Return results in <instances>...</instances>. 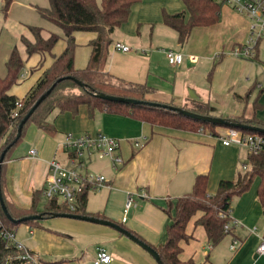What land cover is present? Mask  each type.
I'll return each mask as SVG.
<instances>
[{
    "label": "crops",
    "instance_id": "crops-1",
    "mask_svg": "<svg viewBox=\"0 0 264 264\" xmlns=\"http://www.w3.org/2000/svg\"><path fill=\"white\" fill-rule=\"evenodd\" d=\"M185 8L184 2L179 0L174 3L169 0H142L133 5L128 20L112 33L114 43H131L133 49L126 52L116 50L112 43L105 69L117 80L152 86L155 90L152 98L156 100L173 102L178 106L192 105L193 96L189 93L192 91L195 98L209 102L211 112L212 109L218 110V117L254 116L264 121V109L256 108V101L253 105L249 103L251 90H247V85L238 92L240 100H236L232 95L224 99L215 89L217 85L220 86L225 66L236 64L240 68H237L236 72V76H239L232 81L233 87L244 79V73L248 69L256 68L255 60L238 58L230 53L235 45L249 38L250 21L230 6L221 5L219 21L211 26L195 27L184 44H180L175 29V37L169 33V37L164 41L157 40V25L168 27L163 19L164 10L176 13ZM9 24V20L5 18L3 29L9 27ZM217 31L229 33L227 40L219 41V47L212 43L205 45L198 42L201 34H214ZM13 32L19 37L15 45L25 61V66L20 74L21 78L19 77L8 93L17 98H25L40 80L44 70L53 64L54 56H59L66 48L67 40L64 34H60L61 38L55 45L53 54H33L36 59L29 66L28 73L25 67L32 56L28 55L21 37L24 35L34 40V35L32 37L28 26L22 23H19ZM48 34L49 32L44 33L45 36ZM74 35V64L80 69L88 65L92 53L90 42L97 34L92 31H77ZM263 41L264 38L258 47V58ZM153 43H163L167 48H155ZM14 48L12 43L5 46L1 59L5 63L0 69L2 76L6 75V62ZM164 48L181 51L185 57L184 62L179 65L170 64L162 51ZM221 53L223 55L219 57L217 64V55ZM210 67L213 70L210 71L209 84H198L196 76L199 71ZM261 68L263 70L264 66L261 65ZM256 85L263 87L257 80ZM245 91H248L247 95L243 94ZM245 98L248 99L247 106L241 107ZM259 102L264 104L263 96ZM53 113L48 119L55 125L56 133L49 134L36 124L31 125L29 132L34 135V139L28 152H12L4 162L3 195L18 209H29L34 193L42 191L51 160L61 161L64 153L66 157L61 162L69 164L63 149L67 133L80 136L103 132L119 139L123 165L115 168L111 160L98 157H92L94 159L88 161V170L103 173L108 179V185L88 191L86 211L91 215H98L99 218L102 216V219L119 223L136 232L154 247L166 241L167 226L172 221L163 209L168 198L175 199L189 193L196 176L202 173L208 174V192L213 194L222 179H233L239 173H244V165L249 168L247 150L236 143L225 145L219 137L224 128L218 129L219 135H215L209 132L149 125L130 116L100 110L90 116L85 104L80 106L76 115L70 111ZM62 114L63 119L57 121ZM136 142L140 145L136 146ZM31 149L37 151L34 156L29 154ZM130 194L133 195L135 203L127 208ZM233 200L235 206L231 219L237 224L233 225L231 233L217 246L210 245L206 229L196 223L202 213L190 220L187 233L192 235V238L181 242L182 261L193 260L196 264H264V255L257 251L263 235L261 227L264 226V208L258 199L257 189L256 193L248 195L246 191L240 196H235ZM39 221L43 226L26 224L24 236L20 239L16 236L15 239L23 244L29 253H33L37 260L42 258L40 264H94L97 248L100 246L111 254L112 261L109 264H159L137 242L111 226L65 216H51ZM255 227L257 230L253 231ZM234 238L240 240V245L232 252L230 244ZM227 247L231 252L225 250Z\"/></svg>",
    "mask_w": 264,
    "mask_h": 264
},
{
    "label": "trees",
    "instance_id": "trees-1",
    "mask_svg": "<svg viewBox=\"0 0 264 264\" xmlns=\"http://www.w3.org/2000/svg\"><path fill=\"white\" fill-rule=\"evenodd\" d=\"M141 1L102 0L101 4H98L96 0H49L50 6L48 8H39L43 17L63 29L67 46L59 56H54L53 64L44 70L40 80L25 96V108L17 118L11 117L10 112L18 98L8 92L17 83L24 69L25 61L16 47L12 50L6 62V75H0V158L2 153L6 151L4 162L23 138L27 126L31 122L49 134H55L56 127L48 117L55 111L62 113L70 111L76 115L79 113L82 104L88 106L90 116H94L95 112L100 110L130 116L149 125L209 132L215 135H219L218 128L235 127V123L264 128V121L254 116L250 118L243 116L228 117V120L233 124L226 126L195 119L159 104H151L150 102H157L176 105L173 102H164L152 98V93L155 91L152 86L146 83L117 80L105 69L109 48L113 43V31L128 20L133 5ZM12 2L13 0H5V14H7ZM183 2L186 6L184 10L176 13H168L164 10L163 14L164 23L178 32L180 44L187 41L195 27L211 26L218 22L222 5L216 0H183ZM29 29L34 35V40H30L24 35L21 37L26 45L28 55L32 56L35 53L53 54V49L61 38L60 34L50 31L45 36L46 29L38 26H30ZM77 31H92L97 34L95 39L90 42L92 53L88 65L80 69L76 68L74 64L76 49L74 34ZM60 78L63 79L59 81ZM54 84L51 93L30 116L23 126L20 138L15 141L20 122L24 116ZM100 93L138 99L142 102L126 103L107 100L102 98ZM185 106L190 107V109ZM259 106L258 103H255L256 108ZM180 107L195 113L212 115L209 102L195 97L192 98V105ZM238 129L243 132H255L248 128ZM260 133L264 134V132ZM247 158L248 171L239 173L233 179H222L215 193L208 192L209 177L207 173H202L196 176L193 188L189 193L166 200L163 209L170 215L172 221L167 226L166 241L155 247L164 264H183V262L196 264L193 260L182 261L180 253L182 250L181 242L192 238V235L187 233V225L198 213H202V215L196 220V223L206 229L210 245L214 247L222 242L232 231H226L224 226L231 220L234 197L246 192L256 178L259 182L257 196L264 208V150L258 154H248ZM4 167L5 163L1 169L2 187ZM87 195L88 191H85L80 196L78 208L72 212L65 203L58 201V199H46L44 209L39 210L37 206L40 199L43 198L42 191L34 193L33 202L29 209H18L4 198L11 216L16 221L5 216L1 203L0 217L4 227L15 234L22 223L38 227L43 226L39 221L40 219L20 220L27 216L42 214V219H45L62 213L91 215L86 211ZM92 216L98 217V215ZM100 218L103 217L100 216ZM131 232L144 241L136 232ZM23 253L15 247L11 240L0 235V264H40L42 262V258L36 262L27 260Z\"/></svg>",
    "mask_w": 264,
    "mask_h": 264
},
{
    "label": "built area",
    "instance_id": "built-area-1",
    "mask_svg": "<svg viewBox=\"0 0 264 264\" xmlns=\"http://www.w3.org/2000/svg\"><path fill=\"white\" fill-rule=\"evenodd\" d=\"M222 5L233 8L238 14L246 17L250 21L249 38L243 43H239L230 51L231 55L250 60H258V47L260 41L264 38V0H216ZM114 48L121 51H132V47L122 42H115ZM167 59L172 65H179L184 62V54L175 49H162ZM223 53V52H222ZM217 55L218 57L223 54ZM25 108V99L18 98L15 106L12 108L11 117L17 118L21 115ZM225 145L233 143L246 147L249 153L258 154L264 150V134L260 132H243L235 127H228L226 131L220 133ZM146 138V137H145ZM119 139L112 137L106 133L99 132L97 134H83L74 136L67 133L63 143V149L67 154L69 164H64L57 159L49 162V173L45 186L42 189V195L46 199L56 198L60 202L67 205L70 211H75L79 205L80 196L88 189H99L108 185L107 177L100 172L89 171L88 161L97 155L98 158L110 159L113 166L117 168L123 165L124 158L119 151ZM136 146L140 143L136 142ZM36 149L30 150V155L36 154ZM135 203L133 195L130 194L127 201V208ZM234 220H230L225 224L226 231H231ZM256 231L257 228H253ZM0 235L7 240H11L16 247L23 251V256L27 260L36 262L37 258L29 253L23 244L15 239V234L4 227L0 217ZM240 245V240L234 238L230 244L231 250H236ZM257 251L260 255H264V234L261 236ZM112 261L111 254L103 247L97 248L94 264H109Z\"/></svg>",
    "mask_w": 264,
    "mask_h": 264
},
{
    "label": "rangeland",
    "instance_id": "rangeland-1",
    "mask_svg": "<svg viewBox=\"0 0 264 264\" xmlns=\"http://www.w3.org/2000/svg\"><path fill=\"white\" fill-rule=\"evenodd\" d=\"M96 1L98 2V4H101L102 0H96ZM179 1H183V0H179ZM169 2L174 3V2H176V0H169ZM4 5H5V0H0V36H1L0 37V69L2 68V66L4 67V63H5L4 60H1L2 57L4 56V53H5V46L7 44L12 43V44H14V47H16L15 44L17 43L19 37H17L13 31H14V29H16L18 27L19 23L27 25L28 29L30 26H38V27L46 28L47 30L46 31L44 30L45 32L54 31V32H57L61 35L64 34V31L60 26H58L57 24L48 20L47 18L43 17L40 13L39 8H48L50 6L49 0H13L12 4L8 8L7 14H5ZM29 6H32V8H30ZM5 18H7L9 20L10 24H9V27H7L6 29H3V21ZM157 26H159V28H158V30H156V36H157V40H159V41H164L165 39H167L169 37V33H171L174 37L177 35V32L173 28H170L169 26L168 27L163 26V25H157ZM30 35H32V37H33V34L31 32H30ZM228 35H229V33L226 31H221V32L217 31L214 34H209V33L205 32V33L201 34L200 40H198V42L199 43H205V45H209L212 43V44H215V47H219V45H221V43H219V41L223 42L224 40H227ZM127 44H129V45H127ZM126 45L129 47H132L131 43H126ZM153 47H155V48L156 47L167 48V46H165L163 43H153ZM225 55L228 56L227 54H225ZM35 59H36V56H32L30 58V60L27 61L26 67H25L26 72L30 73L29 66L34 63ZM166 59H167V57H166ZM219 60H220V58L217 57V60H216L217 64L219 63ZM255 62H257L256 68L251 67L250 69H248L244 73V79L242 81H238L235 84V87H233L232 81H234L239 76V74H237V76H236V72L240 68H238L236 64H229V65L225 66V74L223 75V77L220 80V86H218L216 84L217 87L215 89L218 92V94L224 99H227V97L229 95H232V97H234L236 100H240V98L238 96V92H240V90H242V88L245 85H247V88H249L247 90L248 91L251 90V92H250L251 95L249 97L250 98L249 103H251V105H253V102L256 101L255 103H258L260 105L259 108L264 109V104H261L259 102V99L262 96L264 97V90H263L264 89V69L262 70V68H261V65L264 66V41L260 45V56H259L258 60H255ZM211 69L212 68L210 67L209 69H207L205 71H202V70L199 71L198 75L196 76L198 84H200L202 86H206L209 84V82L211 81V76H210ZM256 80H257V83H259V84L261 83L263 85V87H261V85L257 86ZM193 91H194V89H193ZM248 91H245L243 94L247 95ZM189 93H190V96H193L192 91H189ZM246 100H248V99L245 98L242 100L243 103L241 104V107L247 106L248 102H246ZM180 106H183V105H180ZM185 107L190 109V107H188V106H185ZM211 113L214 115L216 114L215 116L218 117L219 111L216 109H212ZM232 116L233 115H229L228 117H232ZM53 117H54V113H53ZM63 117H64V114L60 115L58 117L57 121L63 119ZM50 119H52V116L50 117ZM34 124L35 123L31 122L27 126V130H26L25 135L20 140V142L17 144V146L14 148L13 153L25 154L28 152V150L31 147L32 141L34 139V135L30 134L29 130L31 128V125H34ZM218 129H220V128H218ZM224 131H226V129ZM244 148L246 149V147H244ZM246 150H247L248 154H251V153H249L248 149H246ZM65 157L66 156L63 153V158L61 161H63L65 159ZM96 157H97V155H94V158H96ZM94 158H92V159H94ZM101 159H106V158H101ZM243 168L246 169L245 172L248 171V169H249L247 165H244ZM258 183H259L258 179L256 178L253 181L251 187L247 190L248 195L256 193ZM88 190H90V189H88ZM52 199H56V198H52ZM45 204H46V198L43 197L40 199V201L38 203V206H37L38 209L43 210L45 207ZM233 206H235L234 200H233ZM70 214H74V213H70ZM40 223H41V221H40ZM25 229H26V223L20 224L18 229H17V233L15 234V238H16V236H17V239L22 238L25 234ZM48 229H50V228H48ZM50 230H53V229H50ZM261 230H263L262 232L264 234V226L261 227ZM227 239H229V238H227ZM15 247H16V245H15ZM225 250L227 252H231V251L234 252L235 251V250L233 251L231 249H230L231 250L230 251L228 247L225 248ZM31 255H32V253H31ZM32 256L34 257V255H32ZM183 264H189V263L183 262Z\"/></svg>",
    "mask_w": 264,
    "mask_h": 264
},
{
    "label": "water",
    "instance_id": "water-1",
    "mask_svg": "<svg viewBox=\"0 0 264 264\" xmlns=\"http://www.w3.org/2000/svg\"><path fill=\"white\" fill-rule=\"evenodd\" d=\"M63 78H60V80H62ZM81 83V82H79ZM55 84L47 91L45 92L36 102L35 104L31 107V109L28 111V113L24 116V118L22 119V121L20 122L19 128H18V133L16 136V139H19L21 134H22V129L24 124L27 122V120L30 118V116L35 112V110L37 109V107L46 99V97L51 93V91L53 90ZM102 98L107 99V100H112V101H120V102H132V103H138V102H142L141 100L138 99H133V98H126V97H121V96H115V95H110V94H106V93H100L99 94ZM194 97V94H193ZM151 104H159L162 105L164 107H169L171 109L177 110L189 117L195 118V119H200V120H205V121H210V122H214V123H218V124H223L226 126H229L231 123L228 118L225 117H217V116H213V115H203V114H199V113H195L193 111H190L188 109H184L180 106H176V105H169L166 103H157V102H150ZM235 127L238 128H248L252 131H257V132H264V128H260V127H253V126H248L242 123H235L234 124ZM5 154L6 151H4L1 155L0 158V203L2 206V210L5 214V216L10 219V220H14L16 221V219H14L7 206L5 203V199L3 196V192H2V184H1V169H2V165L4 163V158H5ZM54 216H65V217H71V218H77V219H82V220H88V221H93V222H97V223H101V224H105L108 226H111L113 228H115L117 231H119L120 233L126 235L127 237H129L130 239H132L133 241L137 242L141 247H143L146 251H148L156 260L159 264H164L161 260V257L158 253V251L155 249V247H153L152 245H150L149 243H146L145 241L141 240L140 238H138L136 235H134L130 230L126 229L125 227H123L122 225H120L119 223H116L114 221H111L109 219H102L99 217H95L92 215H81V214H70V213H62V214H57ZM43 215L42 214H36V215H31V216H27L24 217L20 220H28V219H42Z\"/></svg>",
    "mask_w": 264,
    "mask_h": 264
}]
</instances>
